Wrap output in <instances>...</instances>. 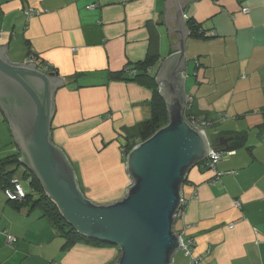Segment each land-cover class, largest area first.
I'll return each instance as SVG.
<instances>
[{
    "label": "crops",
    "instance_id": "1",
    "mask_svg": "<svg viewBox=\"0 0 264 264\" xmlns=\"http://www.w3.org/2000/svg\"><path fill=\"white\" fill-rule=\"evenodd\" d=\"M165 2L0 0V46L8 43L10 60L48 63L65 80L55 94L52 139L77 165L80 185L96 202L120 199L130 184L121 146L151 117L155 93L144 81L110 74L150 58L147 73L157 85L163 63L181 51L172 48ZM181 13L183 85L193 112L209 118L212 143L235 131L247 130L248 137L223 151L216 170L190 168L182 186L186 206L174 229L192 242L191 252L181 248L174 264H264V0H191L185 18ZM189 19L205 35H190ZM0 113L3 160L20 152ZM20 166L10 165L14 173ZM22 200L0 187V264L117 261L120 252L111 244L66 247L43 208ZM8 236L17 240L9 244Z\"/></svg>",
    "mask_w": 264,
    "mask_h": 264
},
{
    "label": "water",
    "instance_id": "2",
    "mask_svg": "<svg viewBox=\"0 0 264 264\" xmlns=\"http://www.w3.org/2000/svg\"><path fill=\"white\" fill-rule=\"evenodd\" d=\"M190 1L180 0L181 8L177 0L164 5L172 48L181 49L166 59L156 77L168 123L129 150L125 164L131 182L110 203L93 201L83 192L67 153L52 139L55 94L64 78L35 63L13 62L6 53L8 43L0 46V110L18 146L19 163L79 235L118 248L115 264H174L182 245L174 229L185 200L182 186L190 168L208 160L214 148L207 133L186 119L182 72L187 29L179 14L185 18ZM199 34L205 35L203 28ZM232 141L233 135L218 138L226 148Z\"/></svg>",
    "mask_w": 264,
    "mask_h": 264
},
{
    "label": "trees",
    "instance_id": "3",
    "mask_svg": "<svg viewBox=\"0 0 264 264\" xmlns=\"http://www.w3.org/2000/svg\"><path fill=\"white\" fill-rule=\"evenodd\" d=\"M191 29L195 35L199 34V26L196 25L193 21H191ZM202 36V35H201ZM37 57V56H36ZM151 62V59L148 58L145 61H141L138 63H135L134 66H128L126 65L121 71L118 72H112L110 74L111 79H120V80H140L146 82L145 84L154 87V99L150 102V108H151V117L142 121L138 129L135 133V136L129 137L126 136V144L121 146L122 150V159L125 162L126 161V155L129 152V150L138 142L143 141L150 137L156 130L163 127L168 123L169 116L166 108V103L164 99L159 95V88L158 84L156 85L155 78L153 75L148 74L147 72V65ZM44 67L46 68V72L57 75V69L48 64L43 63ZM41 66V65H38ZM138 67H143L140 71ZM80 75V74H77ZM80 87V85L78 86ZM193 116H197L195 112H193V106L186 111V119L191 121ZM205 120H209L207 116L204 117ZM264 125V124H263ZM230 135H234V141L230 143V145L226 148L225 146L218 143V141L214 142V147L217 151H224L228 149H234L239 146H242L245 144L247 137H248V131H235L229 133ZM20 156V153L11 155L3 160H0V187H10L12 185V179L14 176V170L10 165L12 163H19L18 158ZM20 164V163H19ZM204 167H207L206 161L202 162ZM21 165V164H20ZM24 177L30 178V190H25V197L22 201L28 200L30 201L34 206L39 205L43 208L44 212L43 215H47L48 219L52 222L53 226L59 229V232L65 236V246H71L72 244H75L77 242L83 241L86 243L91 244H108L104 242H100L97 240L89 239L86 237H83L79 235L71 226H69L65 220L62 218L61 214L57 210V207L49 200V198L45 195L39 181L33 177V175L25 170ZM27 201V202H28ZM15 202H18L15 200ZM26 202V201H25ZM185 204L183 208H185Z\"/></svg>",
    "mask_w": 264,
    "mask_h": 264
},
{
    "label": "built area",
    "instance_id": "4",
    "mask_svg": "<svg viewBox=\"0 0 264 264\" xmlns=\"http://www.w3.org/2000/svg\"><path fill=\"white\" fill-rule=\"evenodd\" d=\"M42 69L46 70V68L44 67V64L39 66ZM187 100V107L186 110H189L192 106H193V100L191 97L187 96L186 98ZM193 119L191 121H189V123L195 128V129H200L206 132V128L211 125L210 122H208L207 120H205L204 117H198V116H193ZM222 151H217L214 148L211 149L210 152V158L208 160H206V165L207 168L212 169V170H216L217 168V163L219 162V160L222 158ZM5 193L8 195V197L12 200H21L25 197L26 193L25 190L23 189L22 185L20 184L18 179H12V185L10 187H6L5 189ZM185 200L183 201V205H182V209L180 210V213L182 214L184 209L183 206L185 204ZM239 205V203H238ZM180 237L182 238V245L181 248H184L185 251L187 253L191 252V245L192 242H188L185 241L182 234L179 233ZM17 240L16 237L14 236H8L7 238V242L9 244H12L13 242H15Z\"/></svg>",
    "mask_w": 264,
    "mask_h": 264
},
{
    "label": "rangeland",
    "instance_id": "5",
    "mask_svg": "<svg viewBox=\"0 0 264 264\" xmlns=\"http://www.w3.org/2000/svg\"><path fill=\"white\" fill-rule=\"evenodd\" d=\"M1 114V113H0ZM2 115V114H1ZM0 115V122L2 123L3 122V120H2V116ZM8 124V123H7ZM211 131L210 130H208V133H210ZM210 137H211V135H210ZM210 139V138H209ZM68 155V154H67ZM70 159V161H71V163H72V159L71 158H69ZM72 165H74L73 167H74V169H75V171H76V173H77V169H78V167H77V165H75V164H72ZM22 167L20 166L19 168H18V170H17V172H15L14 173V177L15 178H17L18 180H20V182L22 183V185H23V187H24V189H26V190H30V178H26V177H24V175H23V172H22ZM77 176H78V180H79V174L77 173ZM14 179V178H13ZM96 184H99L100 182H98V181H96L95 182ZM79 184H80V182H79ZM81 186V185H80ZM81 188H82V186H81ZM82 190H83V188H82ZM83 192H84V190H83ZM85 193V192H84ZM91 199V198H90ZM93 201H95V200H93ZM98 203H110V202H98ZM179 226V225H178ZM176 227H177V225H176ZM178 252H182L181 251V249L178 251ZM119 257V256H118Z\"/></svg>",
    "mask_w": 264,
    "mask_h": 264
},
{
    "label": "clouds",
    "instance_id": "6",
    "mask_svg": "<svg viewBox=\"0 0 264 264\" xmlns=\"http://www.w3.org/2000/svg\"><path fill=\"white\" fill-rule=\"evenodd\" d=\"M187 111V110H186Z\"/></svg>",
    "mask_w": 264,
    "mask_h": 264
}]
</instances>
